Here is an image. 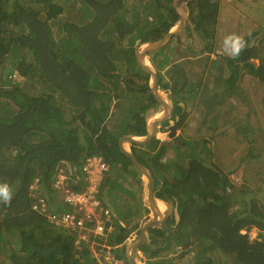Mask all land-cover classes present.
<instances>
[{"label": "trees", "instance_id": "16d2710c", "mask_svg": "<svg viewBox=\"0 0 264 264\" xmlns=\"http://www.w3.org/2000/svg\"><path fill=\"white\" fill-rule=\"evenodd\" d=\"M64 1L68 4L69 0H0V65L11 54L15 63L8 77L12 79L16 69L20 77L35 78L51 87L50 93L43 90L37 97L27 94L16 83L0 89V100H4L0 104V183H8L14 193L10 205L0 203V254L9 264H101L75 234L52 227L45 217L32 211L36 201L32 193L38 192L45 198V193L53 196L63 164H69L75 177L81 180L78 169L92 157H101L111 166L104 187L111 197L114 191L129 193L119 181L113 180V175L127 178L139 173L121 153L119 142L125 133L146 134V121L139 110L142 101L138 106L135 99L138 92L128 88L131 109L126 115L132 111L136 116L123 117L124 127L112 123L114 128L110 129L111 97L107 94L110 89L104 82L118 78L120 62L134 63L137 43L162 39L179 21L175 9L163 0H138L139 7L133 0H82L80 14L76 11L72 16L74 22L62 23L58 33H54L49 22L63 15ZM189 6L191 16L186 29L189 35L197 33L207 38L214 35L218 1L192 0ZM89 19L86 25H81ZM259 32L245 38L247 47L239 57L228 61L264 85L263 50L251 46ZM124 41L127 47L122 44ZM254 59L259 60L258 66L251 62ZM232 77L227 82H232ZM235 91L230 94L237 95ZM56 92L64 95L78 113L71 121L55 100ZM78 120L82 125L76 124ZM208 120L209 117H204L205 122ZM209 127L214 133L218 130ZM181 145L193 159L182 167L172 160L167 165L161 162L165 151L181 149L174 142L167 144V148L160 147L161 151L148 162L142 152L138 153L144 147L131 146L133 154L155 177L156 197L164 201L172 196L178 198L175 210L179 223L175 219L167 221L169 236L163 228L157 232L150 230L149 244H156L159 249L148 252L149 264H172L168 258L177 247H182L183 255L195 252L192 264H264V235L252 241L248 233L241 234L253 227L264 231V205L254 197L230 192L228 175L201 157L211 155L206 144L202 148L196 142L183 141ZM168 167H174V172L166 173ZM153 169L159 171L158 177ZM235 196L244 202L230 198ZM143 211L150 212L148 207ZM132 216L125 214V219ZM139 225L136 223L134 228ZM127 226L118 220L113 231L104 237L105 244L115 247L116 258L125 261L124 264H130L121 246L130 234ZM150 245L142 250L147 252ZM158 251L164 253L163 257Z\"/></svg>", "mask_w": 264, "mask_h": 264}, {"label": "rangeland", "instance_id": "374dc122", "mask_svg": "<svg viewBox=\"0 0 264 264\" xmlns=\"http://www.w3.org/2000/svg\"><path fill=\"white\" fill-rule=\"evenodd\" d=\"M215 1H218L219 4V16L214 35H210L207 38L197 33L189 35L186 31L180 36V41L172 40L171 44L166 46L167 48H162V52L154 55L153 61L160 66L164 61H167L166 65L164 64L165 67L170 65L177 66L183 72L179 77L180 83L185 84V86L187 85L185 91L189 90L193 94L190 93L188 98L189 112L192 116L189 118L190 121H188L187 127L184 128V134L178 133L181 139H192V141L198 143L202 148L206 144V147L211 150V155L202 154L201 157L205 162L216 165L228 175L230 192L235 191L238 193H236L238 196L254 197L258 203L264 205V85L247 74L244 69H237V64L229 63L228 59L232 57L223 51V42L227 36L237 34L243 36L245 39L251 36L252 33L263 30L261 28H264V0ZM65 3V1L62 2V5H64L63 15L58 17L57 21L49 22L54 33H58V28L62 23H73L74 19L72 16L76 11L80 14L79 7L82 5V0H69L68 4ZM133 3L137 7L140 6L138 0H133ZM90 20L83 21L81 25H86ZM61 37H63L62 33L60 35ZM253 41L254 45L252 43L251 46L258 47L261 45L256 37L253 38ZM122 44L127 47V41H124ZM262 56L264 58L263 52ZM251 62H254L256 66L259 65L258 59H254ZM14 63V58L9 54L6 63L0 65V89L2 87H8V84L14 85L16 83L20 84L24 92L31 96L37 97L43 90L48 93L51 92L49 85H43L41 80H34L35 78L28 79L22 76L20 77L16 69H14L15 74L13 78L8 77L9 71L14 68ZM239 65L242 66L243 64L239 63ZM137 70L138 65L135 61L133 64L120 62L117 72L118 78H111L104 82L105 86L110 89L107 93L111 97L109 105L112 116L108 119L110 129H113L116 124L120 125L122 117L130 109L128 97H126L129 91L128 87L124 85V79L126 76L135 74ZM236 70H238V74ZM169 72L175 73L176 70L173 68ZM6 77H8V81H6ZM229 77H232V82H227ZM117 84H119L118 87L115 86ZM115 88L119 90H115ZM233 89H236L235 93H238L237 95L232 96L230 94V91ZM173 90L176 98L182 101L185 100L184 97H181L179 89ZM55 100L65 111L68 121H71V117L78 114L64 95L56 92ZM3 103L4 100H0V104ZM118 104L119 107H117ZM9 107L6 108L11 110ZM13 109L16 110L15 106H13ZM204 117H209V120L205 122ZM112 123L114 126H112ZM125 123L126 121H122L121 127H124ZM76 124L78 126L82 125L79 120ZM210 125L212 128H218L216 133L210 130ZM226 135H228L227 138L223 140L222 137ZM80 140L83 143V138L80 137ZM179 141L176 143V146L182 150L179 149L175 153L174 150H170L172 151L171 153L169 151L165 152V156L161 157L163 165L169 164L168 162L171 160L173 163H178L182 159L180 163L184 165H188V163L190 164L193 161L185 153ZM139 152L143 153L145 151L139 150ZM141 155L144 159L146 158L145 155ZM154 155L149 157L147 155V162ZM70 167L69 164H63L61 166L56 182L59 184V175H64L66 180L64 183L59 184L58 189L54 187V198L45 193L56 212L74 210L73 207L64 201L65 193L63 189L66 187L62 185H68L73 190V188H79L84 183L83 177L79 182H74L73 176L75 172L71 171ZM153 170L158 177L159 171L156 169ZM172 172H174V167H168L166 173ZM81 175L83 176V174ZM110 175L111 170L110 173L107 172L104 174L103 182L98 193V196L101 197L103 202L111 210V217L108 222L110 224L109 229L119 220L122 223L128 224L129 231L132 234H136L135 224L138 223L142 226L153 215L150 209L148 214H144L143 211L144 207L147 206L143 193V177H141L140 173H136L134 174L135 176L130 175L124 178L122 175L119 177L115 173L113 180L119 181L129 193L114 191L111 192L113 194L111 197L109 190L104 189L105 181ZM68 177L71 178L70 183L67 180ZM57 197H59V201ZM230 198L243 201L241 197L238 198L235 196ZM175 200H178V198L172 196V199L169 200L171 203H167L166 210H169L173 206L176 209L177 202ZM237 209H241V207L237 206ZM120 214L124 216H120ZM125 214H133V216L130 219H125ZM174 215H177V210H175ZM169 224L166 221L163 226V230L165 229L168 232L167 236H169V232L171 231L169 230ZM51 226L55 227L53 225ZM106 231L104 228L101 230V233H105ZM67 233L75 234L77 238H79V235H85L86 239H82L81 241L88 246L93 244L90 246V249L95 253L96 259L101 264H111V257L114 255L116 257L114 250L108 253L109 250L105 248L104 251L106 238H96L95 235H91V238L87 231H81L80 234L78 232ZM258 233L260 232L253 229L250 232L251 239H257ZM261 233V235H264V231ZM158 249L159 247L153 244L149 248H146L147 252L142 250L141 253L146 258L142 259L144 261L143 263L147 260L146 264H149L151 254L148 252L157 251ZM181 250L182 247L174 248V251L168 259L172 260V264H192L191 261L195 258V252L183 255L181 254ZM158 253L159 256L161 254L160 257H163L164 253L162 251H158ZM161 262L162 260L159 258L158 263ZM0 264H9L5 261V256H2V254H0Z\"/></svg>", "mask_w": 264, "mask_h": 264}, {"label": "flooded vegetation", "instance_id": "af4514ba", "mask_svg": "<svg viewBox=\"0 0 264 264\" xmlns=\"http://www.w3.org/2000/svg\"><path fill=\"white\" fill-rule=\"evenodd\" d=\"M186 1L188 2V0H183V3L185 4ZM165 4L168 6H171L169 3H165ZM160 52H162V49L149 54L147 56V59L150 63H152L157 68V72H158L157 92L160 94L161 99H163V102H165L166 105L161 103L155 97L153 90L151 88V82H152L151 76L145 73L141 69L136 58H135V62H137V65H138L137 72H135V74L133 73L130 76H126L124 79V82H125L124 85H126L128 88H133L134 90L138 92L139 94L138 99L134 97L138 103V106H139V102L142 101L141 109L139 108V110L142 111V115L140 117H143L146 121L145 122L146 134L142 136L140 135V136L143 138L147 136L149 127L151 125H154V123L157 126L155 135L150 141V143H148L145 146H142L144 147L142 149L145 151V153H148V156L154 155L158 151H161L160 147L162 146L167 148L168 146L166 145L169 144L170 142L177 143L178 140H180L179 144H183V141L191 140V139L183 140L181 139L180 135H178V133H183L184 128H186L188 125V121H190L189 118L192 116V114H190L189 112V102H188V98L191 92H189V90L185 91V89H187V85L185 86V84L180 83L179 77L180 75H182V72L180 71V69H178L177 66H174V65H170L168 67L164 66V69H163L162 63L166 65L167 61L162 62L161 66L157 65L156 62L153 61L154 55ZM173 68L176 70V72L170 73L169 71L172 70ZM173 89H179V93L181 97L182 98L184 97L186 102L185 100L182 101L181 99L176 98L174 95ZM116 90H119V89H116ZM130 96L131 95L128 92L126 97L130 99ZM179 107L182 108L181 111L179 110ZM129 115H131L132 117H135L136 113L131 111L130 114L125 115L123 117L126 118ZM122 121H125V120L121 119L120 125H122ZM127 135H133V134H126V133L123 134V136H127ZM145 160L147 161V157L145 158ZM172 216L174 219L175 215L173 214ZM164 223L165 222H162L154 226L153 229L155 231L152 230V228L149 229L148 237H150V230L157 232V230L163 228ZM176 226H177L176 224L173 225V227H176ZM154 232L152 233L155 234Z\"/></svg>", "mask_w": 264, "mask_h": 264}, {"label": "water", "instance_id": "95a60500", "mask_svg": "<svg viewBox=\"0 0 264 264\" xmlns=\"http://www.w3.org/2000/svg\"><path fill=\"white\" fill-rule=\"evenodd\" d=\"M172 6L175 9V12L179 16L178 23L171 28V30L160 40L158 41H148L145 43L139 44L135 49V58L140 65L141 69L151 76V88L155 97L164 105L163 99H161L160 94L157 92V83H158V72L157 69L150 63L147 59V56L153 52H156L166 46L171 39L175 36L183 34L187 28L188 21L190 19V8L188 3L183 4V0H173ZM157 126L151 125L148 129V135L144 138H139L133 135L123 136L120 139L119 147L123 155L131 160L133 167L143 175V193L146 205L152 211V217L147 219L141 226L140 233L129 238L125 243V255L130 264H144L140 248L145 247L148 244L149 237L148 231L159 223L168 221L173 215V209L165 210L163 212L159 209L160 203L167 204L164 200L158 199L156 197V183L155 177L151 170L142 164L135 154L128 148L129 145L136 146H145L155 135ZM178 218V217H177ZM179 221V218H178Z\"/></svg>", "mask_w": 264, "mask_h": 264}, {"label": "built area", "instance_id": "2783aa9c", "mask_svg": "<svg viewBox=\"0 0 264 264\" xmlns=\"http://www.w3.org/2000/svg\"><path fill=\"white\" fill-rule=\"evenodd\" d=\"M108 171L109 166L101 157L87 159L82 167L85 188L83 190L79 188L77 189L78 191H74L68 185H62L66 187L63 189L65 193L64 201L74 208L73 211H53L49 200L38 192L32 193L36 199L32 206L33 210L46 215L51 225L62 228L69 233L78 232L80 234L81 231H87L89 234H100L104 226L98 219L105 218L108 221L109 215H111V210L103 205L98 196L104 174ZM59 180L60 184L64 183L66 177L60 175ZM79 181L74 180L75 183ZM55 187L58 189L59 184H56ZM95 223L96 229L94 230ZM82 239L85 240L86 236L79 235V240L81 241ZM79 243H76L77 247H79Z\"/></svg>", "mask_w": 264, "mask_h": 264}, {"label": "clouds", "instance_id": "9594fccd", "mask_svg": "<svg viewBox=\"0 0 264 264\" xmlns=\"http://www.w3.org/2000/svg\"><path fill=\"white\" fill-rule=\"evenodd\" d=\"M190 1H192V0H188V5L190 4L189 2ZM163 2L164 3H167L166 1H164L163 0ZM172 2H173V0H172ZM172 2L171 3H169L171 6H172ZM173 7V6H172ZM189 8H190V6H189ZM190 16H191V10H190ZM189 21H190V19H189ZM189 21H188V24H189ZM188 24H187V27H188ZM187 29V28H186ZM186 29H185V31L184 32H186ZM171 30V29H170ZM169 30V31H170ZM183 32V33H184ZM166 35V34H165ZM164 35V36H165ZM182 35V34H181ZM181 35H178V36H175V37H179V38H173V39H171V41L167 44V45H169V44H171V42H172V40H177V41H180V36ZM255 38V37H254ZM179 39V40H178ZM256 39L259 41V43L261 44L260 46H258V47H262V50H263V53H264V30H260V32H259V34L256 36ZM166 45V46H167ZM137 46H139V45H136V47H135V49L137 48ZM166 46H164L163 48H165ZM247 47V41L244 39V37L243 36H241V35H237V34H231V35H229V36H227L226 38H225V40H224V42H223V51L228 55V56H230V57H232V58H237V57H239V55L241 54V52L245 49ZM256 47V46H255ZM164 63H162V67L164 68V65H163ZM154 66V65H153ZM155 67V66H154ZM156 68V67H155ZM157 69V68H156ZM183 73V72H182ZM129 107L131 108V105H129ZM133 136H135V135H133ZM137 137H139V138H143V137H141V136H137ZM188 140H190V139H188ZM190 142H195V141H192V139L190 140ZM131 146L132 145H129L128 146V148L131 150ZM132 151V150H131ZM176 151H178V150H174V153L176 152ZM181 161H182V159H181ZM180 161V162H181ZM179 161H178V164L182 167V164L180 163ZM85 163V162H84ZM84 163L82 164V166H81V168L80 169H78V171L80 172V177L82 178L83 176L81 175V174H83V172H82V167H83V165H84ZM107 163V162H106ZM108 164V163H107ZM209 164H211V165H213L212 163H209ZM108 166H109V173H110V168H111V166L108 164ZM146 166V165H145ZM62 168H65V167H62ZM71 168V167H70ZM219 168V167H218ZM72 169V168H71ZM70 169V170H71ZM73 170V169H72ZM71 170V171H72ZM152 172V171H151ZM141 174V173H140ZM76 175V174H75ZM75 175L73 176V179L75 180V181H79V179L78 178H76L75 177ZM59 177H60V175H59ZM141 177H143V175L141 174ZM70 180H71V178L70 177H68V182H70ZM155 183H156V181H155ZM56 184H57V182L55 183V186H56ZM60 184V183H59ZM83 186L82 187H79L81 190H83L84 188H85V183H83L82 184ZM56 188V187H55ZM79 188H76V189H79ZM75 191V190H74ZM155 193H156V190H155ZM13 195H14V193H13V190H12V188H11V186L8 184V183H0V203H3V204H5V205H10V203H11V200H12V198H13ZM156 195V194H155ZM100 199H101V197H99ZM48 200V199H47ZM101 201H102V203H103V205L104 206H107V204H105V202H103V200L101 199ZM166 203H171V202H169V201H165ZM49 203H50V201H49ZM51 205V204H50ZM167 205V204H166ZM108 207V206H107ZM145 207H148V206H145ZM109 208V207H108ZM51 209L54 211V209H53V205L51 206ZM148 209H150L149 207H148ZM172 209H173V214H175V208H174V206L172 207ZM32 211L33 212H35V213H37V214H39V215H41V216H43V217H45L46 218V220L48 221V219H47V216L46 215H44V214H40V213H38V212H36V211H34L33 210V208H32ZM111 217V215L109 216V218ZM179 218V215L177 216V215H175V217H174V219L177 221V223H179V221H178V218ZM171 219H173V216L169 219V220H171ZM107 222H109V220L107 221ZM96 229V223H95V227H94V230ZM140 229H141V225L139 226V228L138 229H136L137 230V233L136 234H132L131 232H130V234H129V237L127 238V240L129 239V238H131V237H133V236H135V235H138L139 233H140ZM253 229H256L258 232H260L256 227H253V228H251L250 230H246V229H244V230H242L241 231V234H249V237H250V232L253 230ZM260 234H262L261 232L260 233H258V237H259V235ZM91 235H95V237L97 238V237H101V238H104V237H106V233H100V234H90V237H91ZM258 237H257V239H258ZM92 238V237H91ZM149 239V238H148ZM257 239H254V240H257ZM250 240H252L251 239V237H250ZM254 240H252V241H254ZM126 242V241H125ZM148 244H149V241H148ZM148 244L146 245V246H148ZM79 245V244H78ZM91 245H93V244H90L88 247H90ZM121 246H123L124 247V249H125V246H124V244L123 245H121ZM120 246V247H121ZM105 248H107L109 251H108V253H111L112 252V250L115 248H112L111 246H109L108 244H105V246H104V251H105ZM142 248H144V247H142ZM142 248H140V251H142ZM124 253H125V250H124ZM142 254V253H141ZM112 259H110V262H111V264H124L125 263V261H121V260H118L116 257H115V255L114 256H112L111 257ZM125 258L127 259V257H126V255H125ZM142 258H144V259H146L144 256H143V254H142ZM127 261H128V259H127ZM147 261V260H146ZM146 261H145V263L144 264H146ZM100 262V261H99ZM144 262V261H143ZM101 263V262H100Z\"/></svg>", "mask_w": 264, "mask_h": 264}, {"label": "crops", "instance_id": "0c3cea01", "mask_svg": "<svg viewBox=\"0 0 264 264\" xmlns=\"http://www.w3.org/2000/svg\"><path fill=\"white\" fill-rule=\"evenodd\" d=\"M261 29L264 30L263 27H262ZM107 206H108V205H107ZM108 207H109V206H108ZM112 214H113V212H112ZM98 221H99L101 224H103L104 228L107 230V231L105 232V233H106V236H107L108 232H112V231H113V225H112V227L109 229L110 224L105 220V218H99ZM108 230H109V231H108Z\"/></svg>", "mask_w": 264, "mask_h": 264}, {"label": "bare ground", "instance_id": "6f19581e", "mask_svg": "<svg viewBox=\"0 0 264 264\" xmlns=\"http://www.w3.org/2000/svg\"><path fill=\"white\" fill-rule=\"evenodd\" d=\"M166 207H167V205L165 203H160L159 204V209L161 210V212L165 211L166 210Z\"/></svg>", "mask_w": 264, "mask_h": 264}]
</instances>
